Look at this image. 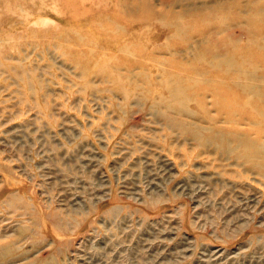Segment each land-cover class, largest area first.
<instances>
[{
    "label": "rangeland",
    "instance_id": "374dc122",
    "mask_svg": "<svg viewBox=\"0 0 264 264\" xmlns=\"http://www.w3.org/2000/svg\"><path fill=\"white\" fill-rule=\"evenodd\" d=\"M0 264H264V0H0Z\"/></svg>",
    "mask_w": 264,
    "mask_h": 264
}]
</instances>
